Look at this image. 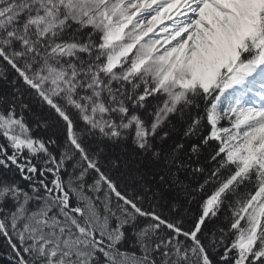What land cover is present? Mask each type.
Masks as SVG:
<instances>
[{
    "label": "snow or ice",
    "instance_id": "1",
    "mask_svg": "<svg viewBox=\"0 0 264 264\" xmlns=\"http://www.w3.org/2000/svg\"><path fill=\"white\" fill-rule=\"evenodd\" d=\"M0 264H264V0H0Z\"/></svg>",
    "mask_w": 264,
    "mask_h": 264
}]
</instances>
